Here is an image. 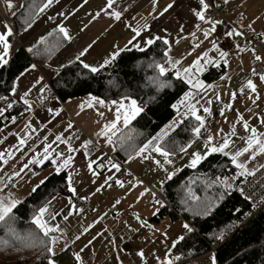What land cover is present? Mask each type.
I'll list each match as a JSON object with an SVG mask.
<instances>
[{"label":"crops","instance_id":"obj_1","mask_svg":"<svg viewBox=\"0 0 264 264\" xmlns=\"http://www.w3.org/2000/svg\"><path fill=\"white\" fill-rule=\"evenodd\" d=\"M221 1L225 2V0ZM13 2L16 11L21 7L23 0H13ZM106 3L107 0H53L50 6H47L16 36L9 52L10 56L18 47L30 50L40 44L53 30H60L61 27L66 30V42L60 48L43 64L33 63L35 68L31 65L27 68L29 71L24 70L22 72L24 75L20 74L15 79L16 92H11L9 99L14 101L26 99L28 104L22 112L0 128V158H2L0 198H6L11 194L13 198L19 200L30 192L48 174L55 171L52 160L60 159L56 155L58 152L63 153L65 158L72 157L70 166L64 170L67 177L71 173L77 195L71 197L58 195L52 199V206L62 211L56 220L50 223L55 226L65 223L66 220H72L74 236L64 233L53 234L57 237V243L54 245L55 256L52 257L56 264L77 262L73 248L70 247L65 254L67 248L62 245L66 243L67 238L80 237L81 226L92 225L99 219H116L117 223L113 226V230H110V234L99 236L98 231L90 235V242L87 245L88 247L94 245L92 250L96 253L92 254H94L96 264H124L116 253L115 241L122 239L119 236L133 225L129 224L126 219H156L163 227V219H169L162 229L173 227L172 218L163 216V214L158 216L157 213L164 205L163 199L159 197L160 188L167 179L166 173L173 171L174 156L178 158L175 161L176 166H180L179 168L188 166L192 152H204L206 135L215 136L220 130H223L221 136L235 132L232 136L234 143L230 146L233 151L244 147L245 139L250 133L245 131L243 121L237 120L238 114L247 121L250 128L257 129L258 133H264V99L261 101L259 94L252 95L254 92L247 88V81L251 79L256 85V90L262 89L263 95L264 82L259 80V73L253 74V72L246 71L251 56L248 51H238L234 48L232 41L225 35L227 31L225 24H217L216 30L207 39L204 38L203 29L207 28V25H202V22L197 20L192 13V9L198 7V0H155V5H153V0H115L112 10L121 12L120 21L112 19L107 14ZM168 4H172L173 7L167 12L163 11ZM227 4L236 5V14L243 19V24L259 28L264 41V0H227ZM101 9L105 11L102 12ZM98 12L100 15L96 16ZM11 15L0 3V31H3L4 23L9 25V21H13L10 18ZM145 24L148 25V32L152 33L153 38L159 36L162 41L164 39L169 41L167 61L168 59L173 61L179 59L181 63L176 66L177 68L187 67L196 56L211 48L210 41L215 42L217 37H223L224 40L216 44L218 48L228 53L225 58L228 61L227 65L223 61L219 62L226 67V72L221 76L224 77L223 79L220 77L210 84L203 83L204 87L198 92L193 90L194 97L185 102L187 105L199 101L198 114L206 118V132L199 139L194 138L191 142L192 146L187 148L186 152H171L173 153L170 157L171 164H165L163 168L157 167L153 160H160L163 164L164 158L155 152L150 153L152 160L142 158L143 155L149 153L136 156V151L147 141L158 134L165 138L173 130L169 128L165 131L167 135H163L162 130L170 121L142 146L129 154L123 161V166L119 167V171L111 166L99 170L95 167L100 154L98 150L86 152L82 138L74 142L68 140L70 132L74 129L69 115L73 120L82 124L86 134L96 136L97 142L104 149L112 150L113 136L125 126L123 117L117 122L115 130H110L105 135L98 136L97 133L105 124L115 119L117 105L105 101L104 107L95 102L92 107H88L87 102L90 96H84L68 100L62 108L58 100L53 97L51 109L47 110L40 107L39 95L44 92L41 89L45 90L49 85V80L56 70L70 61L76 60L99 68L113 52L127 45V41L134 34L132 28L141 30V35L148 38V32L143 31L141 27ZM197 25H201V29L198 30ZM9 26L12 28V25ZM62 34L65 36L64 32ZM180 39H183V42L175 46ZM195 45L199 47H194ZM128 47L131 48V46ZM85 48L87 51L80 56ZM208 55L212 59H218V53L214 50L209 51ZM257 56L261 57L257 62L264 67V53ZM167 61L164 65L171 69ZM210 65H205V69ZM171 70L175 73V69ZM202 73L198 74L200 80ZM25 92L28 95L21 99L20 97ZM217 95L219 100L216 99ZM254 100L255 103H253ZM127 103L128 101H125V106ZM225 104H230L231 107L224 108ZM5 106L6 102L0 101V107ZM137 106L141 108V105L137 104ZM204 107L210 109L211 115L203 112ZM222 108L224 109L223 116L220 112ZM99 112H103L104 116H99ZM186 112L187 107L184 113ZM183 118L181 115L180 121ZM232 125H235L234 129ZM57 136H60L65 143L57 141ZM109 136L111 143L107 140ZM21 139L25 140L23 145L20 144ZM216 140L219 141V137ZM69 147L74 148L75 151L68 152ZM46 149L51 162L47 167L36 170L35 165L47 160L44 159ZM130 155L133 157L131 160L128 159ZM249 155L250 153H244L239 160L245 162V166L253 172L264 163V154H257L252 159H246ZM30 160L33 162L29 163ZM93 172L96 174L93 175ZM108 177L111 179H108L105 184V179ZM117 180L121 181L122 186L116 184ZM97 188L100 190L97 191ZM79 197H86V199ZM155 198L160 199L161 204H158ZM68 200L72 201L71 207L68 206ZM117 200L119 203H116ZM69 212L72 214L69 215ZM117 219L120 221L124 219V221L118 223ZM114 223L115 221L108 222L107 220L103 224L113 225ZM130 228H136V225ZM126 245L125 242L121 243L123 247ZM171 245L168 244V247Z\"/></svg>","mask_w":264,"mask_h":264},{"label":"trees","instance_id":"obj_2","mask_svg":"<svg viewBox=\"0 0 264 264\" xmlns=\"http://www.w3.org/2000/svg\"><path fill=\"white\" fill-rule=\"evenodd\" d=\"M45 4L47 0H23L15 15L10 17L13 20V35L9 38L11 45L16 36L46 8ZM236 15L235 12L231 16ZM65 42L66 37L55 29L32 49L18 47L14 50L7 58L8 63L0 65V96L8 97L15 79L25 69L33 63L43 64ZM165 51H168L169 56L167 45L161 39L155 40L143 52L135 48L119 52L114 60L99 67L96 73H90L82 67V63L73 60L59 67L49 80V86L62 108L68 100L84 96L104 101L128 96L141 105L142 111L113 136L112 150H108L121 162L119 167L123 166L129 154L168 124L181 108L173 109L171 105L179 101L188 86L176 78L173 70L169 69L164 77H160L154 67L155 63L164 64L167 61ZM225 72L223 64L210 65L201 74V80L204 84H210ZM161 81L171 86L160 87ZM25 107L24 100L15 101L13 107L0 117V128ZM70 120L75 128L73 120ZM195 123L190 116L183 118L160 143L170 152H181L180 148L194 139L191 127ZM95 149L100 153L98 160L102 155L98 146L92 145L88 150L84 148L86 152ZM50 162L51 159H47L34 168H45ZM111 164L115 163L111 162L101 169ZM237 171L228 157L211 153L195 167L183 166L171 179L164 181L160 188L164 205L157 215L163 214L172 220L180 217L193 228V232L186 231L184 239L170 247L174 264H187V259H191L192 264L195 257L209 251L216 258V264H264V207L244 222L243 215L250 211L251 205L238 190L246 176H236ZM234 176L236 179L232 180ZM217 177L221 180L227 177V182L233 186L225 189ZM45 178L43 184H37L39 187L35 192L31 190L19 199L21 204L13 210L14 222L10 221L7 225L0 222V264H48L49 253L43 244L16 239V236L25 237L29 232L42 236L31 223L35 209L58 195L72 196L67 191V173L64 169L59 173L51 172ZM207 206H211L212 211L205 215ZM222 231L223 239L215 240L213 237Z\"/></svg>","mask_w":264,"mask_h":264},{"label":"snow or ice","instance_id":"obj_3","mask_svg":"<svg viewBox=\"0 0 264 264\" xmlns=\"http://www.w3.org/2000/svg\"><path fill=\"white\" fill-rule=\"evenodd\" d=\"M53 0H47V4H45V7L50 6ZM227 2V0H225ZM0 3L4 5V7L14 16L15 15V5L13 0H0ZM115 0H107V3L105 5V9H107V14L114 20L120 21L121 20V12L120 11H113ZM153 5H155V0H153ZM172 4H168L163 11L167 12L168 9L172 8ZM210 7L209 3L206 2V0H198V7L192 9V13L195 16V18L202 22V25H207V28L203 29V35L204 38L207 39L215 30L217 24L220 23V21L213 20L209 16L206 15L207 9ZM105 9H101V11H105ZM43 9H41L42 11ZM100 13L98 12L96 16H99ZM95 19V17H93ZM3 31H0V65H6L8 63L7 57L9 56V52L11 49V43L9 38L13 35L12 28L7 24H3ZM143 31L148 32V25L145 24L141 26ZM248 27H251L249 25ZM197 29H201V25H197ZM61 32L65 33V36L67 38V33L64 28H60ZM132 32L134 33L131 39L127 41V45L124 48H119L117 52H113L111 57L109 59H105L104 63L100 65V67H104V65H107L111 62V60H114L119 52H125L129 51V47L135 48L137 51L143 52L145 48L148 46H151L154 44L155 40H160L161 37L157 36L155 38L152 37V33L148 32V38H145L141 35V30L137 28H132ZM193 35H195L193 33ZM226 36H233V35H240V33L236 32L235 30L231 32L225 33ZM139 38V40H138ZM163 43L167 45L169 41L167 39L163 40ZM211 48L203 51L200 55L196 56L195 59L192 60L191 64H189L187 67L177 68L176 66L181 63L179 59L177 60H171L168 59L167 64L171 67V69H175V76L178 80L183 81L184 84H186L189 88V91H185L183 93V96L180 97L179 101L176 104H172L171 107L173 109H178L180 106L185 105V102L189 100L190 98L194 97L193 90H196L197 92L204 87L203 81L199 79V73L204 72L205 65H217L220 61H223L225 65H227L228 61L225 59L228 56V53L226 51H222L220 48L217 47V44L215 42H211ZM91 47V46H89ZM194 47H199V45H195ZM216 51L218 53V59H212L209 57L208 53L209 51ZM87 51V48H85L81 53L80 56H83L84 53ZM243 51V49H241ZM190 54V53H189ZM164 56L168 57V51L164 52ZM79 59V57H77ZM256 60H260V56L255 57ZM32 68H35V65L31 66ZM82 67L84 69L89 70L90 73H96L98 72L97 67L90 66L87 63H82ZM155 69L158 71L160 77H164L165 73L169 71V67H166L164 64L161 63H155L154 64ZM29 71V69H25V72ZM255 74V71L254 73ZM24 73H21V76H23ZM224 77H221L223 79ZM41 79H43L41 77ZM259 80L261 82H264V73H261L259 75ZM38 82V81H37ZM160 87H169L171 86L169 83L166 82H159ZM46 87V86H45ZM247 88L250 89L252 92L256 91V85L253 83L251 79L247 81ZM11 91L13 93L16 92V86L13 85ZM41 91H44V89H41ZM28 93L25 92L23 96H21V99H24L25 96H27ZM234 95V94H233ZM217 100H219V96L216 97ZM0 101H5L6 106L0 107V117L4 116L5 112L12 108L15 101L10 100L7 96H0ZM125 101H128L127 106H125ZM93 102L99 104L101 107L105 106V101L96 97H89V100L87 102L88 107L93 106ZM24 103L28 104V101L24 99ZM109 103L116 104V110H115V119L110 121L109 123L105 124L104 127L100 130L97 135H105L110 130H115L117 127V122L121 120V117H123V123L127 125L130 120L134 119L141 111L142 108L137 106V102L134 99H130L128 96H124L120 101H110ZM210 103V101H209ZM255 103V100L253 101ZM199 101H196L195 103H188L187 104V112L186 113H179L178 116L183 115L184 118L191 117L196 122L195 125L191 127V131L193 134V137L196 139H199L204 133L206 132L205 129V123L206 118L204 116H201L198 114V107ZM83 107V105H81ZM230 104H225L224 108H230ZM123 110V111H122ZM203 112L207 115H211V111L208 107L203 108ZM221 116L224 115V109L222 108L220 110ZM99 116L103 117L104 113L99 112ZM238 121H243V126L245 128L246 132H249L250 135L245 139V146L233 151V149L230 147L234 141L232 140V136L235 135V132L232 131L226 135L221 136V132L223 130L218 131L215 136L213 135H206V138L204 139V152H192L191 153V159L189 161L188 166L189 167H195L197 164L200 163L201 160L205 158V156L211 154V153H220L225 157H228L231 164L235 166V168L238 170L236 173V176H248L253 175V172L250 171L246 166L245 162H241L239 158L244 155V153H250V155L246 159H252L257 154H264V133H258L257 129L250 128L246 120H243V118L238 114L237 115ZM15 122V120H13ZM180 120H174L170 125L166 126L167 128H173L176 124L180 123ZM71 127V125H69ZM233 129L235 128V125L231 126ZM163 131V130H162ZM163 135H167V132H163ZM219 137V141L216 140V138ZM163 137L158 134L156 137H153L151 140L147 141L142 147L139 148L138 151H136V156H142V154H145L142 156L144 160H152V156L150 155L151 152L158 153L161 157H163V164H161L160 160H153V162L157 165V167L163 168L165 164H171L172 160L170 157L173 155V153L169 152L165 149V147L160 143V140ZM56 140L65 143V141L60 137L57 136ZM107 140L109 143H111V137H107ZM25 143V140L21 139L20 144L23 145ZM91 143V141H85L83 144V147L87 149V145ZM191 141L186 145L182 146L180 148L181 152H186L187 148H190ZM68 152H74L75 149L69 147L67 149ZM57 156L60 157V159H53L52 164L54 165V170L59 173L62 169L69 167L72 162V157L67 156L64 157L63 153H57ZM48 150H45L44 159H48ZM129 160L133 159V157L130 155L128 157ZM33 161H29V163H32ZM43 161H40L42 163ZM27 165H25L26 167ZM92 165H89V168L91 169ZM111 167L113 169H116L119 171V165L117 164H111ZM261 167H264L262 165ZM96 173L93 172V175ZM175 174V170L173 172L166 173V178L171 179L172 175ZM236 176L232 177V180L236 179ZM46 179V178H45ZM108 179H111V177H108L105 179V184H107ZM217 180L220 181L225 189L231 188L233 185L231 183H228V178L225 177L223 180L221 178L217 177ZM41 184L44 183V180L40 181ZM116 184L119 186H122L121 181L117 180ZM39 187V185L33 187L32 191L35 192L36 189ZM67 191L71 193L72 195H77V191L72 183V175L69 173L67 177ZM100 189L97 188V191ZM241 192V195H243V189H238ZM147 191V189H145ZM80 199H86V197H79ZM222 198V197H221ZM52 199H55L53 197ZM245 199H248V197H245ZM116 203H119L117 200ZM21 204V201L18 199H15L9 194L6 198H0V222H3L5 225L9 224V222L15 221V216L13 215V210L17 207V205ZM68 206H72V201L68 200ZM253 207H255V203L253 204ZM62 210L58 211L52 206V200H47L44 202L41 206L35 209L34 214L31 218V223L35 226V228L38 230V233H41V235H38L36 233L29 232L26 234L25 237L16 236V239H26L29 242L43 244L45 246V250L47 253H49V259L48 264H56L55 260L52 258L55 256V249L54 245L57 243V237L53 234L60 232V228L58 225H53L50 223V221H55L56 218L60 215V212ZM212 211L211 206H207L205 208V215L209 214ZM69 215L72 213L69 212ZM247 215V214H246ZM67 217H65L66 219ZM139 218V217H138ZM91 227V225H89ZM182 228L185 229L187 232L191 233L193 232V228L189 226V224L184 223L182 225ZM88 229L85 228L84 231H87ZM223 231L219 235H215L213 238L215 240H221L223 239ZM79 239V237H77ZM184 239L183 236L178 237V240ZM178 240H174L173 246L178 242ZM4 243H7L5 241ZM141 258L143 259V252L138 253ZM76 261H80V256L78 254H74ZM176 259H179V257H176ZM160 264H174V261L169 260L167 257L160 262ZM211 264H216V258L213 256L211 258Z\"/></svg>","mask_w":264,"mask_h":264},{"label":"rangeland","instance_id":"obj_4","mask_svg":"<svg viewBox=\"0 0 264 264\" xmlns=\"http://www.w3.org/2000/svg\"><path fill=\"white\" fill-rule=\"evenodd\" d=\"M261 91L262 89L256 90L252 95L259 94V97L262 101L264 99V95ZM186 107L187 105H183L178 110V112L181 114L184 113ZM178 112L168 125H170L174 120H180ZM168 129L169 128L165 126L162 132H165ZM177 159L178 158L174 156L173 171L175 170V173L180 169V166L178 167L175 165V161H177ZM155 200L158 204H161L162 202L157 198H155ZM107 220L108 222L115 221V223L113 225L103 224ZM121 220L122 221H120V219H117V221H119L118 223H122L124 221V219ZM71 221L72 220H66L65 223H60L58 226L61 231L57 233H64L66 235L74 236V234H72L74 232V223H71ZM126 221L129 222V224H133L130 227L136 225V228L129 227V229H126V231L119 236V238L122 239L115 241L117 249L116 253L124 264H160V262L163 261L166 257L169 260H172L169 249L173 245L172 242L174 240H178V237L183 236V234L186 232V230L182 228V225L184 223H187L179 217L178 219L173 220L172 228L164 230L162 228L166 226V223L169 222V219H163L164 227L160 226V223L156 219H126ZM116 223V219H99L98 221L93 223L91 227L86 224L81 226V234L79 235V239H77V237L73 239L67 238L66 243L62 245L67 248L65 254L70 249V247H72L74 250V254H78L80 256V261H77L75 264H96L94 259V254L96 252L92 250L94 248V245H91L89 247L87 245L90 242V237L96 234L98 231L99 236L110 234V230H113V226ZM106 227H108L109 229H105ZM85 228H87L88 230L84 231ZM122 242H125L127 245L125 247L121 246ZM99 243H101V241H99ZM168 244L172 245L168 247ZM93 252L94 254H92ZM140 252H143V259L138 254ZM212 257L213 254L209 251L203 255L195 257L192 260V264H211Z\"/></svg>","mask_w":264,"mask_h":264},{"label":"built area","instance_id":"obj_5","mask_svg":"<svg viewBox=\"0 0 264 264\" xmlns=\"http://www.w3.org/2000/svg\"><path fill=\"white\" fill-rule=\"evenodd\" d=\"M209 3L210 7L206 11V15L209 16L213 20L220 21V23H225L227 27V32H231L235 30L240 33V35H233L229 38L233 46L236 50L248 51L251 56L248 67L246 68L247 72L255 73H264V67L258 64L255 57L264 53V41L262 39V33L259 28L248 27V24H243V19L236 15L232 17L231 15L235 14L237 6L236 5H228L227 2H222L221 0H206ZM13 21H9V25H12ZM223 37H217L215 39V43H220L223 41ZM182 39H180L175 46H177ZM54 92L51 86H48L44 92L40 94L41 104L40 106L44 109L51 108V99L54 96ZM69 117L73 120V118L69 115ZM75 128L73 132L70 134L69 140L75 141L80 138H84L85 141H91L87 145V150L91 148L92 145L98 146L102 155L96 162V169H101L103 166L114 162L117 165H121V162L117 160L108 150L104 149L97 142L96 136L88 135L82 128V124L80 122L74 121ZM264 165V163L262 164ZM261 165V166H262ZM259 166L255 171H253V175H248L246 178L239 184V189H243V197H248L246 199L250 205L251 209L247 213L243 215L244 222L249 219L253 214H255L258 210L264 207V167ZM240 192V191H239ZM241 194V192H240ZM160 199L163 198L162 195H159ZM255 203V207L253 204ZM247 214V215H246ZM243 222V223H244ZM213 249V247H212ZM187 264H191V259L186 260Z\"/></svg>","mask_w":264,"mask_h":264}]
</instances>
